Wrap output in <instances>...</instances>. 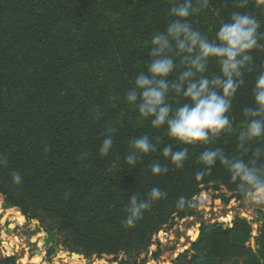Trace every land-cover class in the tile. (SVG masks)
Masks as SVG:
<instances>
[{"label":"trees","instance_id":"obj_1","mask_svg":"<svg viewBox=\"0 0 264 264\" xmlns=\"http://www.w3.org/2000/svg\"><path fill=\"white\" fill-rule=\"evenodd\" d=\"M174 0H0V197L40 227L55 232L70 252L125 256L118 264H145L140 255L152 237L175 218L194 216L192 200L204 189L243 197L237 182L217 162L204 169L196 157L219 147L246 161L264 140L237 147L235 135L222 134L209 145L188 147L181 169L161 151L143 157L129 170L123 157L130 141L145 134L170 141L163 130L141 121L124 97L150 61L154 34L172 19ZM234 11L248 12L264 32V0H249L244 9L235 0H210L209 7L189 17L193 27L214 39L222 21ZM264 42V41H262ZM253 71L233 99L230 116L239 127L242 109L251 105L252 85L264 71V50H254ZM217 71L210 63L209 72ZM115 128L113 147L99 154L105 133ZM47 149V151L45 150ZM82 153H87L81 158ZM168 167L152 175L150 166ZM18 171L22 182H12ZM203 175L197 179V173ZM153 187L166 195L143 211L134 227H126L129 195L145 198ZM184 198L183 206L179 199ZM257 234L248 221L235 216L230 227L201 223L195 240L172 264H264V211ZM0 264H16L0 254Z\"/></svg>","mask_w":264,"mask_h":264},{"label":"clouds","instance_id":"obj_2","mask_svg":"<svg viewBox=\"0 0 264 264\" xmlns=\"http://www.w3.org/2000/svg\"><path fill=\"white\" fill-rule=\"evenodd\" d=\"M244 9L249 0H235ZM210 0H174L168 15L172 18L163 32L154 34L148 48L151 58L146 70L134 80L124 100L137 111L141 121L147 120L152 129L163 130L170 143L159 148L161 138L148 134L130 141L123 157L128 169H134L149 153L161 151L169 164L176 169L184 167L189 159L188 147L209 145L222 134L235 135L237 147L248 152L253 142L264 140V71H260L252 85L251 105L242 109L243 121L237 127L231 116L233 99L245 83V73L253 71L254 50H264V32L255 15L234 11L222 21L214 39L193 27L189 17L209 7ZM210 63L217 71L209 72ZM115 128L104 135L99 154L107 156L113 147ZM47 151V149H45ZM87 153H82L81 158ZM204 169H211L219 162L246 198L264 203V147H257L247 161L240 156H228L219 147L205 148L196 157ZM7 158L0 156V167H6ZM152 175H162L167 166L153 163ZM203 172L197 173V179ZM12 182L19 185L22 176L11 173ZM166 193L153 187L141 198L133 192L125 211L123 223L134 227L144 210ZM183 206L184 198L178 201Z\"/></svg>","mask_w":264,"mask_h":264},{"label":"rangeland","instance_id":"obj_3","mask_svg":"<svg viewBox=\"0 0 264 264\" xmlns=\"http://www.w3.org/2000/svg\"><path fill=\"white\" fill-rule=\"evenodd\" d=\"M216 195L218 191L213 189L202 190L192 200L196 207L194 216L175 218L155 234L147 251L140 255L145 264H172V260L195 240L201 223L230 227L233 218L241 216L248 221L251 235L257 234L264 203H256L245 196H232L229 192H224L222 199ZM8 209L18 211L23 220L19 221ZM0 254L14 256L16 264H118L125 258L122 254L85 257L65 250L55 232L47 231L40 227L37 219L27 218L16 207L9 206L4 197H0Z\"/></svg>","mask_w":264,"mask_h":264},{"label":"bare ground","instance_id":"obj_4","mask_svg":"<svg viewBox=\"0 0 264 264\" xmlns=\"http://www.w3.org/2000/svg\"><path fill=\"white\" fill-rule=\"evenodd\" d=\"M8 212L14 214V215L16 216V218H17L19 221H22V220H23L22 215H21L18 211L14 210V209H8ZM10 217H12V216H10ZM15 247H16V246H15ZM18 248H19V247H18ZM18 252H19V250H18ZM75 256H76V255H75ZM73 258H75V257H73ZM75 263H76V262H75Z\"/></svg>","mask_w":264,"mask_h":264}]
</instances>
